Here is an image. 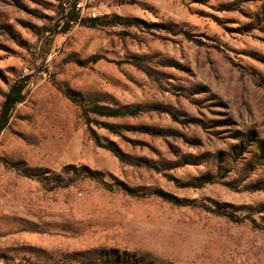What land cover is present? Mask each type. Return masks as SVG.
Returning <instances> with one entry per match:
<instances>
[{
  "label": "rangeland",
  "instance_id": "obj_1",
  "mask_svg": "<svg viewBox=\"0 0 264 264\" xmlns=\"http://www.w3.org/2000/svg\"><path fill=\"white\" fill-rule=\"evenodd\" d=\"M71 2L0 0V264H264V0Z\"/></svg>",
  "mask_w": 264,
  "mask_h": 264
},
{
  "label": "trees",
  "instance_id": "obj_2",
  "mask_svg": "<svg viewBox=\"0 0 264 264\" xmlns=\"http://www.w3.org/2000/svg\"><path fill=\"white\" fill-rule=\"evenodd\" d=\"M69 18V16L67 17ZM22 88L23 85L20 81L13 82L7 89L6 93L3 96V99L0 103V130L4 127L8 114L10 109L12 108L13 105L18 103L22 99ZM63 96L68 99L70 102H77V99L75 98V94H73L70 91H65L63 92ZM95 115L100 116V117H112L119 115L120 112L118 111H111V110H106L103 108H94L93 112ZM127 113V112H125ZM130 113H134V110H132ZM91 139L93 141V144L96 147L99 148H106L108 146H102L98 142V138L94 134L92 130H89Z\"/></svg>",
  "mask_w": 264,
  "mask_h": 264
},
{
  "label": "built area",
  "instance_id": "obj_3",
  "mask_svg": "<svg viewBox=\"0 0 264 264\" xmlns=\"http://www.w3.org/2000/svg\"><path fill=\"white\" fill-rule=\"evenodd\" d=\"M64 10L68 9L74 14L76 20L85 18L87 20H94L101 17V12L90 6L89 0H72L68 7L61 5ZM71 21L68 20V23Z\"/></svg>",
  "mask_w": 264,
  "mask_h": 264
}]
</instances>
